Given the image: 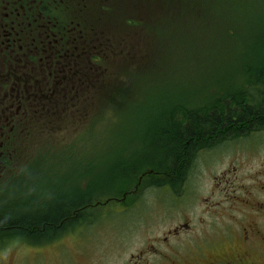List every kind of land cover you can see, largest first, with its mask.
<instances>
[{
	"label": "flooded vegetation",
	"instance_id": "flooded-vegetation-1",
	"mask_svg": "<svg viewBox=\"0 0 264 264\" xmlns=\"http://www.w3.org/2000/svg\"><path fill=\"white\" fill-rule=\"evenodd\" d=\"M107 1L0 0V180L39 155L32 146L39 132L114 96L104 73L130 51L123 36L111 35V43L103 27L108 17L97 4ZM233 119L207 140L185 142V164L170 167L153 153L155 125L139 147L135 140H86L90 155L72 158L83 165L68 182L67 212L44 221L67 232L46 243L23 240L32 250L24 257L43 255V264H264V145L247 143L264 129ZM114 213L126 225L115 226ZM101 219L116 236L102 256L86 257L88 230ZM10 243L0 248V264H9L3 252ZM51 247L54 257L46 256ZM35 248L43 253L35 256Z\"/></svg>",
	"mask_w": 264,
	"mask_h": 264
},
{
	"label": "trees",
	"instance_id": "trees-1",
	"mask_svg": "<svg viewBox=\"0 0 264 264\" xmlns=\"http://www.w3.org/2000/svg\"><path fill=\"white\" fill-rule=\"evenodd\" d=\"M254 4L260 5L252 0H108L97 4L104 18L108 17L104 24L108 33L114 32L127 40L121 46L125 44L130 51L124 62L136 71L130 76H136L132 78L135 87L139 73L134 53L137 55L141 32L130 35L128 31L132 27L149 29L161 44H164V33L172 31L173 56L175 44H180L181 50L173 66L187 63L191 71L194 66L200 68L197 76L189 72L160 87L163 96L157 102L158 115L149 122L155 125L153 153L168 159L163 161L164 165L185 164L180 154L185 142L192 143L196 138L207 140L208 134L237 122L234 116L243 124L249 122L251 127L259 123L264 129V82L254 81L256 76H264V9L251 12L249 9ZM142 23L146 24L142 27ZM213 25L215 33L209 31ZM197 53L200 59L195 61ZM122 61L115 66L112 58L108 73H104L106 90L114 93L105 110L121 112L127 108L126 101L133 98L134 91L128 92L123 87L126 81L118 79L125 69ZM177 72L173 77H177ZM111 74L116 76L115 82ZM169 84H178L183 91L174 93ZM201 95L202 104H192ZM121 133L117 139L122 137ZM143 133L144 130L136 137H144ZM84 147L72 143L53 152L50 149L40 152L12 178L0 180V248L12 240L36 243L39 239L30 238L39 237L46 243L67 232L65 227L53 232L54 225L44 221L55 222L67 212L70 203L67 194L71 188L68 182L75 168L83 165L81 160L72 158L82 156L79 151ZM85 151H88L86 147Z\"/></svg>",
	"mask_w": 264,
	"mask_h": 264
},
{
	"label": "rangeland",
	"instance_id": "rangeland-1",
	"mask_svg": "<svg viewBox=\"0 0 264 264\" xmlns=\"http://www.w3.org/2000/svg\"><path fill=\"white\" fill-rule=\"evenodd\" d=\"M252 1L254 3H259L260 5L258 6L254 4L253 9H249L251 12H261V10L264 9V0ZM144 24L142 23V27L144 26ZM209 31L215 33L214 25L211 29H209ZM138 32H141V34H138L140 36V43L136 50V63L138 64L137 72L139 73V75L137 76L139 82L136 84V87L133 83L134 79H132L136 76L130 77L132 74H135L136 71L132 68L127 67L126 65L128 63L125 65L124 61L127 58L123 55L117 56L116 60L114 61V64L116 66L123 60L122 64L125 65V69L121 71L122 73L120 74V77L118 79L126 81V85L123 87L126 88L128 92L134 91L132 94L133 98L126 101V103H128L127 108H125V110L121 112H114L109 108L105 110V108L110 105V99H107L105 102H97L98 100H94V104L92 106H89L87 109L77 112L78 114L70 117H61V119L57 121L56 126H54L55 129L49 130V126L46 127V130L39 132V134H37L34 139L35 144H32V146H35V151L39 149V152L37 154H39L40 152L48 151L49 149L51 152H53L59 147L66 148L68 144L72 143L75 146H85L86 144L84 142L90 139L97 140L98 142L100 141V145L101 142H104L105 140H115V142H117L119 140L138 141L140 139H143V136L138 138L136 137V134L141 133L143 130H146L147 127L152 124V122L150 123L149 121H152L157 117V102L163 96V94L160 93V87L162 86V84L173 81V78L181 79L182 77H184V75L189 74V72L193 76L199 75L200 68L198 67V65L194 66L192 71L190 70L191 66L187 63H180L176 66H173V62L176 61L175 59L178 58L177 54L180 53L181 50L180 44H175L173 56L171 37L172 31H169V34L164 33V44H161V40L157 43L156 38L158 36L156 37L155 34H151L149 32V29L139 28V26H137L135 28L132 27L131 31H128L130 35H136V33ZM111 35L115 36V39H117L118 36L115 35L114 32L109 31L110 42L113 43V38L111 37ZM130 37L132 36H129V38ZM125 41V43H127L126 39ZM199 59L200 56L197 53L194 60L198 61ZM112 66L113 65H111V71L113 69ZM176 71H178L177 77H173V74ZM111 75L114 76L113 82H115L116 76L114 74ZM168 86L170 88V91L174 93L183 91L182 87L178 84H169ZM202 97L203 96L201 95L199 98L193 101L192 104H202ZM129 104H131L130 109ZM121 131L123 132V135L121 138L117 139L118 134H122ZM250 139L252 140V142H247L250 145L256 146V142L264 145V132L255 134ZM77 140L83 141L77 142ZM148 140L150 141L149 138ZM253 140L256 142H253ZM79 153L85 155L89 152H86L84 147L81 148ZM117 214L119 213H114L112 215L115 226L126 225L127 218ZM101 220V222L96 223L91 228V231L88 230V235L91 236L89 238L92 240V242L91 245L86 246V249L84 248L86 257L99 258L100 256H102V254H104L107 250V245H109V243H111L116 236V234H114L115 230L109 224L103 222V219ZM93 241L96 242L94 245ZM67 242L70 247H74L75 244L73 243V241L69 239L67 240ZM10 245L13 246L6 247L5 251L3 252V257L9 264H43L44 256H36L39 253H43L42 249L35 248L34 251L36 253V257L31 260L24 257L27 255L29 250V253H31L32 250L30 249V246L28 247V245H25L23 243V240H13ZM57 251V248L51 247L50 250L47 251L46 256L54 257V253ZM29 255L31 256V254Z\"/></svg>",
	"mask_w": 264,
	"mask_h": 264
}]
</instances>
